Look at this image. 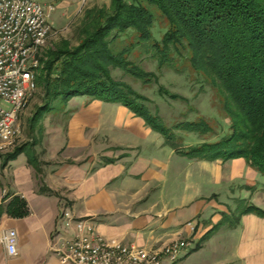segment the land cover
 <instances>
[{
    "label": "crops",
    "instance_id": "crops-1",
    "mask_svg": "<svg viewBox=\"0 0 264 264\" xmlns=\"http://www.w3.org/2000/svg\"><path fill=\"white\" fill-rule=\"evenodd\" d=\"M116 144L121 145L120 151H113L112 143L101 151L96 147L70 150L63 144L55 146L53 154L48 153V147L44 154L35 150L41 172L27 154H19L5 166L1 158L0 231H17L18 254L10 256L0 247V264H67L56 251L73 233L74 226L60 219L64 205L75 218H90L107 240L145 248L203 234L221 220L222 212L236 209H232L235 198L264 210V191L256 188L259 172L242 158L226 162L190 159L165 142ZM239 164L249 173L242 179L247 188L231 189L232 180L239 177L233 168ZM142 181L154 185L157 196L169 195L172 207L162 211L156 200L148 206L138 205L147 192L146 184L136 189ZM43 186L51 191H42ZM214 194L219 207L210 198ZM14 196L26 200L27 215L15 217L7 212ZM208 197L210 200H205ZM210 214L215 219H205L207 222L198 226L192 223L195 230L187 224ZM173 264H264V217L247 213L235 227L221 225L199 249L186 252Z\"/></svg>",
    "mask_w": 264,
    "mask_h": 264
},
{
    "label": "trees",
    "instance_id": "trees-1",
    "mask_svg": "<svg viewBox=\"0 0 264 264\" xmlns=\"http://www.w3.org/2000/svg\"><path fill=\"white\" fill-rule=\"evenodd\" d=\"M156 10L167 28L160 41L152 32ZM77 34V45L71 46L65 40L43 52L38 82L46 102L36 115L48 110L51 101L75 95L121 103L165 135V143L178 155L223 162L245 158L264 175V0H110L109 5L86 9ZM132 35L134 39L125 43L124 39ZM136 47L157 59L160 66L176 67L183 61L196 71L209 84L229 118L230 133L212 142L183 144L174 130L148 110L143 96L129 84L111 77L113 67L144 82L152 80L155 75L130 58ZM201 123L206 124L204 130L211 128L205 121ZM194 124L190 128H196ZM26 143L8 152L2 165L25 152L41 172L40 163ZM41 190L51 191L46 186ZM238 201L237 209L224 213L223 220L204 238L221 225L237 226L244 214L264 217L262 208L243 199ZM7 212L23 217L29 207L24 198L14 196L7 204Z\"/></svg>",
    "mask_w": 264,
    "mask_h": 264
},
{
    "label": "rangeland",
    "instance_id": "rangeland-1",
    "mask_svg": "<svg viewBox=\"0 0 264 264\" xmlns=\"http://www.w3.org/2000/svg\"><path fill=\"white\" fill-rule=\"evenodd\" d=\"M38 1L44 4L46 10L51 4L55 6V9L48 13V21L55 32L48 39L43 52H47L65 40H68L71 46L77 45L79 41L77 32L86 9L95 5L110 4V0ZM156 18L157 21L152 32L154 38L160 41L167 31L166 21L160 16L158 10H156ZM132 39H134V35L124 39V42L129 43ZM130 58L136 60L146 71L153 73L155 76L152 80L144 82L120 68L113 67L111 68V77L129 84L137 94L143 96L145 98L144 104L148 110L153 115H158L167 127L174 130L183 144L198 145L203 142H212L220 140L230 133L229 118L220 108L211 87L204 82L196 71L186 66L185 62L179 61L176 67L160 66L157 59H152L139 47H136ZM37 73L39 80L41 70L39 69ZM96 101L100 102L102 100L94 99L89 95H75L68 99L58 98L50 102L48 110H43L36 115L38 108L46 102L44 89L38 82V89L19 115L20 131L14 139V144L6 152L0 153V160L2 158V161H4L8 152H11L15 146L26 142L30 146L32 155L35 150H38L40 154L46 153L45 148L47 147L48 153L53 154L54 147L60 144H63V147H69L70 150L82 148L88 151L89 148L96 147L101 151L112 143L113 151H120L118 147H121V145L116 144L117 142H166L165 135L152 128L143 116L137 114L131 108L121 103L106 101L99 103ZM202 120L210 124L211 128L204 130L206 124L201 123ZM191 123H196L194 124L196 128H190ZM62 150L60 151L62 152ZM242 159L246 161L245 158ZM1 166L0 172L2 170ZM241 166L239 164V168L237 166L233 168L235 172L239 173V177L232 180L231 189L247 188L242 179L248 177L249 173L246 169L243 170V166ZM248 166L251 169L253 168L250 165ZM259 175L258 179L260 181L256 188L264 191V175L261 172H259ZM146 183L142 181L139 182V186L136 187L137 183L134 187L140 189ZM144 186L147 192L142 199L140 198L141 202L138 205L141 207L143 205L148 206L156 200V206L161 207L162 211L172 207L169 195L157 196L154 185L152 187L149 184ZM210 198L218 203L216 207L221 206L217 194L211 195ZM210 198H205V200H210ZM235 199L232 209H237L238 200L241 198ZM65 207L64 205L61 211ZM234 211L222 212L221 220H223L224 213L229 214ZM213 215H207L208 218L203 215L196 217L187 224L191 227L192 223L194 226H198L199 223L204 224L206 220L208 222L213 221L215 219H213ZM221 220L212 224L203 234L195 235L188 252L199 249L202 243L210 237L204 238L205 235ZM181 258L183 256L179 260Z\"/></svg>",
    "mask_w": 264,
    "mask_h": 264
},
{
    "label": "built area",
    "instance_id": "built-area-1",
    "mask_svg": "<svg viewBox=\"0 0 264 264\" xmlns=\"http://www.w3.org/2000/svg\"><path fill=\"white\" fill-rule=\"evenodd\" d=\"M38 0H0V153L6 152L19 133L18 118L38 89L43 49L55 32ZM73 233L57 248L67 264H172L189 251L193 239H175L155 248L107 240L90 218H75L68 207L61 213ZM191 225V224H190ZM195 230L194 226H191ZM17 231H0V247L18 254Z\"/></svg>",
    "mask_w": 264,
    "mask_h": 264
}]
</instances>
